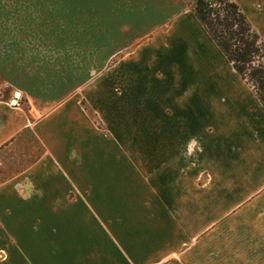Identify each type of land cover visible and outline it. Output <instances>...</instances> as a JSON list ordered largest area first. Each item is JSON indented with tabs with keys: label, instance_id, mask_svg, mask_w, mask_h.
<instances>
[{
	"label": "crops",
	"instance_id": "obj_1",
	"mask_svg": "<svg viewBox=\"0 0 264 264\" xmlns=\"http://www.w3.org/2000/svg\"><path fill=\"white\" fill-rule=\"evenodd\" d=\"M26 130L0 264H264V109L184 0H0V150Z\"/></svg>",
	"mask_w": 264,
	"mask_h": 264
},
{
	"label": "trees",
	"instance_id": "obj_2",
	"mask_svg": "<svg viewBox=\"0 0 264 264\" xmlns=\"http://www.w3.org/2000/svg\"><path fill=\"white\" fill-rule=\"evenodd\" d=\"M194 17L264 109V41L232 0H192Z\"/></svg>",
	"mask_w": 264,
	"mask_h": 264
},
{
	"label": "rangeland",
	"instance_id": "obj_3",
	"mask_svg": "<svg viewBox=\"0 0 264 264\" xmlns=\"http://www.w3.org/2000/svg\"><path fill=\"white\" fill-rule=\"evenodd\" d=\"M184 1L186 5L192 3V0ZM117 59L118 57L114 58L112 61L114 62ZM9 97H12L11 94ZM13 100L16 99L14 98ZM26 106L27 105L25 103L23 107L26 108ZM94 119L98 128L104 129V124L100 121V119ZM38 155H40L39 145L27 130L24 131L18 138H16L15 141L0 150V182L24 170Z\"/></svg>",
	"mask_w": 264,
	"mask_h": 264
},
{
	"label": "water",
	"instance_id": "obj_4",
	"mask_svg": "<svg viewBox=\"0 0 264 264\" xmlns=\"http://www.w3.org/2000/svg\"><path fill=\"white\" fill-rule=\"evenodd\" d=\"M15 98H18L19 97V93L18 92H15L14 94ZM16 100H13L12 103L15 104Z\"/></svg>",
	"mask_w": 264,
	"mask_h": 264
}]
</instances>
